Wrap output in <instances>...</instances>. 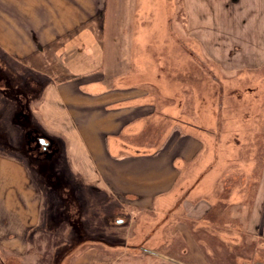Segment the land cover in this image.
<instances>
[{"label": "crops", "instance_id": "crops-1", "mask_svg": "<svg viewBox=\"0 0 264 264\" xmlns=\"http://www.w3.org/2000/svg\"><path fill=\"white\" fill-rule=\"evenodd\" d=\"M147 1L11 0L14 23L4 32L0 23V55L42 77L21 76L28 90L38 91L35 96L22 94V104L29 100L32 110L31 102L39 100L35 115L45 132L66 138L73 177L101 191L105 204H115L125 215L116 219L123 229L121 252L90 247L72 264H152L166 258L173 264H214L217 247L223 249L224 260L229 247L238 248L237 264H264V176L255 192H225V168L216 174L219 158L196 170L199 162L191 158L198 147L194 139L166 152L161 143L144 147L127 139L143 132L162 101L160 92H149L159 85L161 65L147 63L149 45L140 41L142 28L129 32V39L126 24L137 2L143 10L137 9L135 18ZM107 21L110 35L119 38L110 45L105 40ZM226 52L216 58L223 70L239 75L264 67V0H237V48ZM4 70L14 84H21L13 66ZM37 78L44 81L37 83ZM181 98L187 100L176 93L171 98L177 112H183L184 102L175 104ZM150 149L156 152L148 154ZM43 201L29 165L0 153V251L9 256L4 259L0 253V264L10 257L29 260ZM225 214H233L232 220L226 221ZM67 223L78 229L76 223ZM132 246L139 255H132ZM146 259L148 263L142 262Z\"/></svg>", "mask_w": 264, "mask_h": 264}, {"label": "rangeland", "instance_id": "rangeland-1", "mask_svg": "<svg viewBox=\"0 0 264 264\" xmlns=\"http://www.w3.org/2000/svg\"><path fill=\"white\" fill-rule=\"evenodd\" d=\"M147 2L145 11L135 18V11L143 10L142 3L137 2L140 7L136 5L134 11L129 12L126 24L130 29L129 39V32L135 33V28H142L139 33L145 35L140 41L144 40L149 45L145 51L147 63L156 61L161 65L159 85L155 89H148L151 96H157L160 92L162 101L158 103L156 116L146 121L143 132L127 136L129 143L144 147L161 143L162 152H166L192 138L198 146L191 157L194 162H199L195 166L197 171L207 162H212L213 158H219L220 167L217 165L216 174L225 168V192H255L264 176V67L237 75V72L223 70L216 62L219 54L237 48V0ZM10 4L11 0H0L2 32L4 29L7 31L11 23H14L10 18ZM136 19H140V22ZM110 22L107 21L106 25L109 26ZM114 22L118 25L121 23L118 20ZM109 28L110 31L105 34L108 45L119 40L110 35L111 25ZM207 50L215 52V55H210ZM0 56L2 69L13 66L19 72L20 75L16 77L18 83H24L20 80L21 76L41 77L36 73L31 75V71L25 66H19L6 54L2 53ZM171 61L176 67L174 69L170 66L172 72L169 66H165ZM37 80V83L44 81ZM6 83L1 70L0 153L17 157L29 165L44 196L40 227L35 235L38 240L29 260L10 257L13 259L7 260L6 264H72L74 257L80 255L74 247L80 241L77 236L81 234L84 240H90L82 244L81 252L93 246L99 250L121 252L123 229L116 224V219L122 220L125 215L115 209V204L106 205L107 197L101 191L85 186L73 177L68 162L66 138L48 134L40 126L34 110L38 99L31 102L32 110L29 104H22V114L29 116L28 121L24 116H15V112L20 110L9 99ZM175 93L187 96L186 101L183 98L175 101V104L184 102L183 112H177L171 107V98ZM33 128L39 131L33 132ZM176 128L184 132L174 131ZM155 152L156 150L150 149L148 154ZM92 185L98 186L95 183ZM232 216L233 214H225L224 217L226 221H230ZM63 221L66 225L59 227ZM68 221L76 223L78 229L68 227ZM139 225L145 226L143 223H138ZM200 239L202 241L201 237ZM98 240L103 245L93 244ZM110 244L115 245L112 247ZM132 247V255H139L137 246ZM161 247L162 251H167ZM217 248L220 253H217L218 261L214 264H237L238 248L232 251L227 247L226 260L221 258L223 254L220 255L223 249ZM0 253L4 259L9 257L3 251ZM148 261L146 259L142 262ZM155 261L152 262L173 264L169 258L161 259V262Z\"/></svg>", "mask_w": 264, "mask_h": 264}, {"label": "trees", "instance_id": "trees-1", "mask_svg": "<svg viewBox=\"0 0 264 264\" xmlns=\"http://www.w3.org/2000/svg\"><path fill=\"white\" fill-rule=\"evenodd\" d=\"M172 62V61H171ZM172 66H173V68L174 69H176V67L173 65V64H171ZM171 65H169V68H170V66ZM171 69V72L173 71V69L172 68H170ZM169 69V70H170ZM2 71H3V73H4V76H5V82H7L6 83V86H7V88H8V92H7V95H8V97H9V99H12L13 101H14V103H16V108H17V110L19 109L20 111H16V113H15V116L16 117H18V116H24V118L27 120L28 119V117L29 116H26L25 114H22V112H23V108H21L22 107V102H21V97H22V94L23 95H25V94H28V93H30V92H33V95L35 96L37 93H38V91H37V89H34L33 91L32 90H28L27 88H29L30 86L28 85V83L27 82H25L23 85L22 84H14L15 82L14 81H12V78L10 77V74L8 73V71L7 72H5V70L4 69H2ZM8 73V74H7ZM184 74V73H183ZM25 77H28V76H25ZM166 78H167V76H165ZM183 77V76H182ZM184 77H185V74H184ZM183 77V78H184ZM186 78V77H185ZM182 81V80H181ZM188 81V80H187ZM170 83V82H169ZM177 84V83H176ZM28 90V91H27ZM26 96V95H25ZM29 96V95H28ZM31 96V95H30ZM29 99V98H28ZM30 103V101L28 100V103H27V105ZM28 121V120H27ZM35 127V126H34ZM34 129V128H33ZM36 131H39V130H37V129H34V131L33 132H36ZM59 157V156H58ZM45 179H48V178H45ZM48 182V181H47ZM50 183V182H49ZM77 238H78V240H80L79 241V243L78 244H76V247H74V250L76 249V251L77 252H80L81 253V250H82V244H84V243H86L87 241H90V240H84V238H83V236L82 235H80V236H77ZM94 245H99V244H102V241H100V240H98L97 242H94L93 243ZM103 245V244H102ZM93 247H95V246H93ZM76 253V252H75ZM74 253V254H75ZM73 256H75V255H73Z\"/></svg>", "mask_w": 264, "mask_h": 264}]
</instances>
